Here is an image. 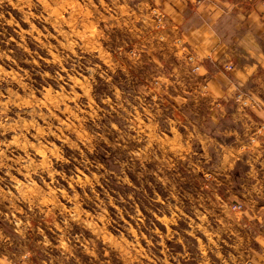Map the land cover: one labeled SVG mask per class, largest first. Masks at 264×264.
I'll use <instances>...</instances> for the list:
<instances>
[{"label": "rangeland", "instance_id": "rangeland-1", "mask_svg": "<svg viewBox=\"0 0 264 264\" xmlns=\"http://www.w3.org/2000/svg\"><path fill=\"white\" fill-rule=\"evenodd\" d=\"M160 11L0 0V264H193L175 220L216 204L205 152L181 149L187 51Z\"/></svg>", "mask_w": 264, "mask_h": 264}, {"label": "crops", "instance_id": "crops-1", "mask_svg": "<svg viewBox=\"0 0 264 264\" xmlns=\"http://www.w3.org/2000/svg\"><path fill=\"white\" fill-rule=\"evenodd\" d=\"M155 1L165 16L161 39L175 45L181 39L182 52L191 50L203 62L197 73L188 65L173 69L177 95L192 104L185 116L196 120L182 125L188 132L181 149L205 152L207 198L216 204L177 216L175 225L186 223L196 247L183 261L264 264V133L251 140L264 123V0ZM226 62L232 71L222 68ZM238 88L258 105L239 108ZM235 203L244 208L234 209Z\"/></svg>", "mask_w": 264, "mask_h": 264}, {"label": "built area", "instance_id": "built-area-1", "mask_svg": "<svg viewBox=\"0 0 264 264\" xmlns=\"http://www.w3.org/2000/svg\"><path fill=\"white\" fill-rule=\"evenodd\" d=\"M155 14H156V19L158 21V25H160V27H163L165 23L164 14L161 11L155 12ZM176 42L182 45L183 48L185 47V45L181 42V39L177 40ZM185 56L187 59V64L190 66L191 71H193L194 73L199 72V70L202 68L203 65L202 59L195 52L191 50L187 51ZM234 67L235 66L231 62H226L222 65V68L228 72L232 71ZM233 99L235 103L238 105V107L241 108L243 111H250L256 105H258L257 102H254L252 100L250 94H248L247 91H245L242 88H238L235 91V94L233 95ZM263 133H264V123H261L258 131L256 132V135L252 136L251 140L252 141L257 140L258 136L263 135ZM232 207L234 209L242 210L244 208V205L242 203H235L232 205Z\"/></svg>", "mask_w": 264, "mask_h": 264}]
</instances>
